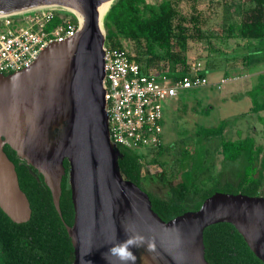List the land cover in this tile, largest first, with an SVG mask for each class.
<instances>
[{"label":"water","instance_id":"obj_1","mask_svg":"<svg viewBox=\"0 0 264 264\" xmlns=\"http://www.w3.org/2000/svg\"><path fill=\"white\" fill-rule=\"evenodd\" d=\"M109 2L0 0V15L57 4L80 20L73 36L49 43L29 66L0 73V208L16 223L31 215L15 165L3 150L7 144L42 175L60 216L68 161L73 223L65 227L73 264H208L203 231L219 222L232 224L264 262V196L217 191L198 209L165 221L146 191L123 178L102 85V19ZM130 239L127 251L134 260L124 262L110 250Z\"/></svg>","mask_w":264,"mask_h":264},{"label":"trees","instance_id":"obj_2","mask_svg":"<svg viewBox=\"0 0 264 264\" xmlns=\"http://www.w3.org/2000/svg\"><path fill=\"white\" fill-rule=\"evenodd\" d=\"M245 1L248 6L242 9L240 20L228 25L223 38L224 44L232 39L257 41L258 45L251 50L249 44L244 45L247 51L242 53V59L249 64L251 55L255 54L251 52H257L264 41V0ZM206 24L207 19L194 4L191 13L184 14L178 9L177 0H113L102 19L106 41L118 47H123L122 40L135 44V56L142 71L153 70L159 62L181 65L180 71H160L174 79L191 72L185 55L187 44L211 39L206 34ZM202 72L208 73L211 69L204 68ZM248 95L252 100L250 110L264 125V116L260 115L264 111V85H257ZM228 124V120H220L215 126L196 127L192 145L185 144L181 150L179 180L163 194L145 187L142 155L137 150L117 145L122 154L118 159L120 172L123 178L146 191L152 209L165 221L198 209L206 197L217 191L264 196V147L256 144L251 135L226 138L224 130ZM209 139H218L222 155L220 170L212 185L196 188V180L210 168L206 158ZM160 147L156 149L158 153ZM3 150L15 165L19 186L30 203L31 215L29 220L16 223L0 208V264H73L74 249L65 227V224L73 223L68 161L64 160L60 216L42 175L20 159L9 145L5 144ZM192 192L193 197L189 200L188 195ZM203 241L208 264H264L230 223L207 226Z\"/></svg>","mask_w":264,"mask_h":264},{"label":"rangeland","instance_id":"obj_3","mask_svg":"<svg viewBox=\"0 0 264 264\" xmlns=\"http://www.w3.org/2000/svg\"><path fill=\"white\" fill-rule=\"evenodd\" d=\"M159 1V0H150ZM192 4L201 12L208 25L206 34L211 39L198 42L190 41L185 50L187 63L192 67L196 63L201 69L210 68L208 72L210 84L194 89L181 91L177 99L164 102L163 133L160 152L146 149L143 162V183L146 188L163 194L170 185L179 180V160L185 144L192 145L195 129L198 125L215 126L220 120H228L224 136L230 139L251 135L256 144L264 147V125L250 109L252 100L248 92L259 84L264 85V41L260 48L251 53L249 64L242 58L249 49L256 47L257 41L234 40L224 44V36L228 25L240 20L242 9L248 6L245 0H177L178 9L191 13ZM103 27V26H102ZM104 29V28H103ZM223 38V39H222ZM122 45L136 54L135 44L122 40ZM208 62V63H207ZM181 65L163 64L153 70L180 71ZM226 79L225 83L219 82ZM262 117L264 111L260 112ZM206 158L210 168L196 180L194 187H209L215 182L220 170L222 155L218 139H209ZM155 160V162H153ZM194 191V190H193ZM193 197L189 193L188 199Z\"/></svg>","mask_w":264,"mask_h":264},{"label":"built area","instance_id":"obj_4","mask_svg":"<svg viewBox=\"0 0 264 264\" xmlns=\"http://www.w3.org/2000/svg\"><path fill=\"white\" fill-rule=\"evenodd\" d=\"M79 27L76 14L57 4L0 15V73L29 66L49 43L73 36ZM103 51L110 139L137 150L143 163L146 149L162 144L164 102L177 99L182 90L209 85L208 74L196 63L189 74L175 79L156 70L142 71L135 54L106 38ZM226 81L222 78L218 86Z\"/></svg>","mask_w":264,"mask_h":264},{"label":"clouds","instance_id":"obj_5","mask_svg":"<svg viewBox=\"0 0 264 264\" xmlns=\"http://www.w3.org/2000/svg\"><path fill=\"white\" fill-rule=\"evenodd\" d=\"M132 243H133V241L130 239V240L124 242V244H122L120 246L113 247L110 251L114 255H117L124 262H126L128 260H134V256H132V254L127 251V246L132 244Z\"/></svg>","mask_w":264,"mask_h":264},{"label":"bare ground","instance_id":"obj_6","mask_svg":"<svg viewBox=\"0 0 264 264\" xmlns=\"http://www.w3.org/2000/svg\"><path fill=\"white\" fill-rule=\"evenodd\" d=\"M112 1H113V0H110V2H109V4H108V6H107V8H106L105 12H106V11H107V9L109 8V6H110V4H111V2H112ZM66 8H67V9H70V10H72L71 8H68V7H66ZM105 12L103 13V15L105 14ZM103 15H102V16H103ZM102 16H101V17H102Z\"/></svg>","mask_w":264,"mask_h":264},{"label":"crops","instance_id":"obj_7","mask_svg":"<svg viewBox=\"0 0 264 264\" xmlns=\"http://www.w3.org/2000/svg\"><path fill=\"white\" fill-rule=\"evenodd\" d=\"M261 74L259 73V76H260Z\"/></svg>","mask_w":264,"mask_h":264},{"label":"flooded vegetation","instance_id":"obj_8","mask_svg":"<svg viewBox=\"0 0 264 264\" xmlns=\"http://www.w3.org/2000/svg\"><path fill=\"white\" fill-rule=\"evenodd\" d=\"M67 176H68V172H67Z\"/></svg>","mask_w":264,"mask_h":264}]
</instances>
